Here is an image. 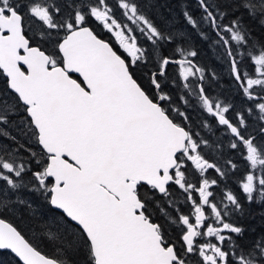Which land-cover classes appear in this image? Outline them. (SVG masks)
I'll return each instance as SVG.
<instances>
[{
    "label": "snow or ice",
    "instance_id": "6c2138e0",
    "mask_svg": "<svg viewBox=\"0 0 264 264\" xmlns=\"http://www.w3.org/2000/svg\"><path fill=\"white\" fill-rule=\"evenodd\" d=\"M196 4L199 17L181 4V28L157 0H0V137L10 142L0 143V216L28 213L36 240L0 218V250L22 264H264V230L249 222L259 215L264 225V39L250 26L264 29V0ZM188 27L223 49L239 105L206 91L220 77L195 62ZM169 65L180 84L169 81ZM165 84L179 89L180 106ZM192 97L216 122L198 127L213 135L223 127L228 149L248 166L243 198L227 185L213 190L239 165L205 158L221 142L189 126L182 107H194Z\"/></svg>",
    "mask_w": 264,
    "mask_h": 264
},
{
    "label": "trees",
    "instance_id": "16d2710c",
    "mask_svg": "<svg viewBox=\"0 0 264 264\" xmlns=\"http://www.w3.org/2000/svg\"><path fill=\"white\" fill-rule=\"evenodd\" d=\"M112 3L115 4V0H112ZM158 4L166 5L167 7H161L159 8V12L162 13L167 18H172L173 16L176 18L177 26L184 28L186 27L183 16H182V10H181V4L186 3L188 5L189 11L195 16H200V10L196 4V0H157ZM169 9L171 11H169ZM117 10V14H118ZM239 14V13H238ZM119 17V16H118ZM151 18L156 23H160V20L157 18L155 11L151 13ZM246 23L249 21L248 17H245ZM227 23V21H225ZM250 26L253 30L254 36H260L261 39H264V36H261V33L264 32V29H260L255 21H251ZM38 24L33 25V31L29 35H35L36 31L38 30ZM188 31L192 33V40L194 42V45L198 48L199 54L196 58V63L200 64L203 67H206L209 72H215L220 79L218 81L213 80L212 83L208 86L206 91L212 95H219L220 99H227V98H234L237 105L241 103V97L236 94L235 92V85L233 84L230 76H229V70H228V61L227 58L223 55V49L219 46H216L214 48L209 47V42H204L199 39L198 36L195 35L194 32H192V29L188 27ZM98 34H100L101 37H106L101 34V32L98 31ZM141 38V37H140ZM140 43L142 45H147L148 42L146 40L140 39ZM172 48V45H168L166 47H162L161 51L162 54L167 56L170 53V50ZM244 67L247 69L249 74H253L255 72V65L250 60L244 61ZM167 76L169 81H171L173 78L177 80V84L181 83V80L179 76L177 75V66L176 65H169L167 68ZM6 79V76L3 74L2 70H0V87H3L4 80ZM165 90L168 91L172 97L174 102L180 106V100L178 96V88L171 87L170 84H165ZM185 98H188V93L185 91L184 93ZM191 104L194 106L192 108H183V111H186L190 117V125L191 127H194L196 131L199 133L200 137L204 139H209L211 141H219L220 146L216 147L213 145L212 148H208L206 150L205 158L209 160L210 163H216L218 167H221L222 169H226L227 161L228 159L232 158V162L238 164V168L235 170H228V179L224 180L219 187L214 186L213 190L217 193L220 192L222 188H224L225 185H227L228 188H230L234 193L238 194L243 198L242 194V188L239 186L238 181L242 180L245 173L248 171V166L244 163V161L237 155L235 150H229L227 147L228 144V137L225 135V129L221 127L220 130H216L215 134L213 135L208 131V129L201 130L198 125L201 121V119L209 120V117L206 113H204L203 109L196 106V99L195 97L191 98ZM251 106V105H249ZM209 123L214 126L216 122L214 119L209 120ZM11 131V129H9ZM15 135L16 133L13 132ZM0 143L3 144H9L10 142L6 140L3 137H0ZM23 155H27V153H22ZM191 167V166H190ZM195 173V170H193ZM195 175L198 177V173H195ZM205 175L209 178H215L218 176V174L212 170L209 169ZM192 179V177H190ZM193 182L195 180L193 179ZM25 196H31L34 201L39 203L40 198L37 197L34 193H23ZM195 194V193H194ZM193 194V195H194ZM195 197V196H194ZM180 203L183 204V198L181 197ZM190 205V202H189ZM254 208L257 209V212L259 211V208L256 205H253ZM189 210L188 205H184L181 208V211L186 214V212ZM153 212V215L156 216L158 220H162L163 218L158 215V210L153 208L151 209ZM2 218L6 219L7 221L11 222L21 233L34 245L36 244V240L34 239V229L30 228V220L28 213L24 214V218L21 219L20 215L18 214H11L7 213L1 216ZM254 227L257 229V233L264 230V225L261 224V218L259 215L256 216V218L252 221H249ZM257 233H250L248 234L247 239H252L255 237ZM175 234V231H174ZM42 253L48 256H54L56 255L55 249L47 243H40L39 248ZM77 264H82L83 257H75ZM0 264H22L10 251L8 250H0Z\"/></svg>",
    "mask_w": 264,
    "mask_h": 264
},
{
    "label": "flooded vegetation",
    "instance_id": "af4514ba",
    "mask_svg": "<svg viewBox=\"0 0 264 264\" xmlns=\"http://www.w3.org/2000/svg\"><path fill=\"white\" fill-rule=\"evenodd\" d=\"M101 34H103V36H106V37H102V38H104L105 40H107V41H109V42H112V41L114 40V37H111V36H110L108 33H106V32H101ZM113 47L117 48V50H118V51H121V53L123 54V50L119 48L118 44L113 43ZM125 55H126V54H125ZM72 75H73V77L77 78L78 81L82 82V81L80 80V77H79L78 75H76V74H74V73H73ZM196 195H197V194H194V196H196ZM186 214H188V211L186 212ZM172 231H173V234H174L175 229H173Z\"/></svg>",
    "mask_w": 264,
    "mask_h": 264
},
{
    "label": "water",
    "instance_id": "95a60500",
    "mask_svg": "<svg viewBox=\"0 0 264 264\" xmlns=\"http://www.w3.org/2000/svg\"><path fill=\"white\" fill-rule=\"evenodd\" d=\"M102 38V37H101ZM103 39V38H102ZM74 74H76V73H74ZM76 75H78L79 76V74H76ZM80 77V76H79ZM73 78H75V77H73ZM75 79H77V78H75ZM78 80V79H77ZM80 80L82 81V77H80ZM0 218H2L1 216H0ZM4 219V218H3ZM5 221L7 222V223H11V222H9V221H7L6 219H5ZM12 224V223H11ZM13 225V224H12ZM14 226V225H13ZM15 227V226H14ZM22 234V233H21ZM23 235V234H22ZM26 238V237H25ZM27 239V238H26ZM8 251H10L11 252V250H8ZM12 253V252H11ZM14 256H15V254L14 253H12ZM42 254H44V253H42ZM45 255V254H44ZM16 257V256H15ZM18 260H19V258L18 257H16ZM20 261V260H19ZM21 263H22V261H20Z\"/></svg>",
    "mask_w": 264,
    "mask_h": 264
},
{
    "label": "rangeland",
    "instance_id": "374dc122",
    "mask_svg": "<svg viewBox=\"0 0 264 264\" xmlns=\"http://www.w3.org/2000/svg\"><path fill=\"white\" fill-rule=\"evenodd\" d=\"M117 16H119V12H118V14H117ZM140 37L138 36V43H140ZM141 44V43H140ZM142 45V44H141Z\"/></svg>",
    "mask_w": 264,
    "mask_h": 264
}]
</instances>
